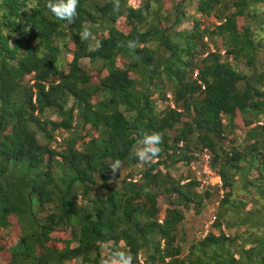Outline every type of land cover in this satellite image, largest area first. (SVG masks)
<instances>
[{"label": "trees", "instance_id": "1", "mask_svg": "<svg viewBox=\"0 0 264 264\" xmlns=\"http://www.w3.org/2000/svg\"><path fill=\"white\" fill-rule=\"evenodd\" d=\"M187 1L163 28L150 6L135 8L130 0H119L118 11L114 0H79L72 23L57 19L47 0H0V233L13 218L19 226L10 260L0 264H100L104 245L109 255L132 254L133 264H264L263 40L236 23L264 0H237L226 16L219 8L218 24L202 28L196 20L192 30L172 34ZM225 1L198 0V12L208 16ZM83 26L101 38L82 40ZM206 40L221 43L226 57L219 49L200 51ZM230 56L235 65L223 61ZM87 59L99 67L98 81L82 66ZM238 115L244 144L227 148L225 120L234 126ZM152 132L163 134L161 151L142 164L134 150ZM198 152L209 157L221 187L201 191L197 176L170 173L199 163ZM123 169L137 172L122 178ZM219 189L224 197L212 231L185 254L181 226ZM236 189L255 194L249 209H238ZM232 229L244 230L227 234ZM65 233L70 239L61 245Z\"/></svg>", "mask_w": 264, "mask_h": 264}, {"label": "rangeland", "instance_id": "2", "mask_svg": "<svg viewBox=\"0 0 264 264\" xmlns=\"http://www.w3.org/2000/svg\"><path fill=\"white\" fill-rule=\"evenodd\" d=\"M180 0H130V5H132L135 8L138 7H143L145 5L151 7V19L153 20H160L162 23L163 28H167L170 25L167 24H172L174 21V16H175V6L178 4ZM237 0H226L225 6H217L215 11H212L210 15L203 16L201 13L198 12V0H188L186 3L182 5V20L183 23L180 26H177L174 30L173 33H178V32H184V30H192L194 28V24L196 20H200L201 24H203L201 27L205 28V26H214L215 24H218L220 21V17L218 15L219 8L224 10L225 16L229 13V10L233 8L235 5V2ZM249 17H239L237 18V25L238 28L243 29L246 25L251 26L254 30V32L257 33L260 37H262L263 40V47L262 50L259 51L258 53V60L259 64L258 67L261 66V62L264 61V31H259L258 26H262L264 28V3H255L253 7L249 10L248 12ZM169 17V21L164 23L166 18ZM118 27L127 33L129 31V25L124 19H120L118 22ZM93 37H95L96 40L101 38V35L97 33L96 35L94 34ZM220 43V40H217ZM206 46L204 48H201L200 51L204 50H213V52L217 51V49L221 50V55L226 57V51L223 50V47L220 43V46L216 48L214 40H206ZM156 45H153L155 47ZM225 52V53H224ZM200 53V52H199ZM223 57V58H224ZM66 62L70 63L72 61V55L67 54L63 58ZM229 61L235 65L236 62L233 61V58L230 56L229 58H226L223 61ZM122 62L118 61V66H120ZM82 66H85L86 69L91 70V76L95 81H98L100 77L97 76L96 70L99 68L98 66L93 67L92 63L89 59L82 61ZM262 67V66H261ZM238 69L240 70H246V68L242 65H238ZM135 79H137L136 76H133ZM29 78H26V80H29ZM165 93L167 94V98L172 100L171 92L169 91L168 88H166ZM156 99L159 98V95L155 96ZM169 102H167V105ZM159 109L162 110L164 109V105H162L161 102H158ZM49 114L51 112H48ZM51 115V114H50ZM226 125H227V131H228V141H226L227 148L232 144V141H235L234 144L238 148H242L244 144V137H245V131L241 116H236L234 120V126L229 124V120H225ZM172 135H176V132H173ZM65 138L68 137L67 134L64 135ZM57 138L59 139V136L57 135ZM197 155L200 157L201 161L197 164L192 165V167H188L185 165H178L175 169L171 170L170 173L177 179L180 178H188L189 176H197L201 185H200V190L203 191L202 189L209 187L208 185L213 182L216 183L218 180L214 178V175L209 174V169H208V156H202L200 152L197 153ZM139 169H141V166H139ZM132 172H137V170L131 171L127 169H123L121 174L122 178L124 177H129L131 176L130 174ZM209 176V177H208ZM212 184V183H211ZM219 186V185H218ZM221 187V186H220ZM205 190V189H204ZM224 197V191L223 189H219L218 191H215L212 193V197L207 200L204 211L202 212L201 215H196L195 209H192L186 217V220L184 224L181 226L183 228V232L186 234L187 241L189 244H186L184 248V253L188 254V251L186 250V247L190 246V243L194 239H199L203 238L205 236V230H206V225L211 224L213 218H217L219 214V210L221 209V201L223 200ZM234 197L240 202L238 209L239 210H246L251 207V202L253 198L255 197V194H246L244 192H237V189L235 191ZM243 204H246L247 206H244ZM162 208V210H165V207L162 205V203L159 204ZM164 217V212H162L161 219ZM229 218V217H228ZM216 222V220H215ZM214 222V224H215ZM213 224V225H214ZM212 225V226H213ZM225 228V227H224ZM223 228V229H224ZM244 229H232V230H226L227 234L229 235H237L239 232L243 231ZM210 231H212V228H210ZM19 232V226L17 224L16 219L13 218L12 221V226L10 229L5 230L0 233V245L5 246V251L0 254V261L2 262H8L10 260V253L8 250V246L12 243V239L16 233ZM60 238L62 239L60 241V244L62 245L65 240L70 239V235L68 233H65L63 235H59ZM239 242H242L240 240ZM61 245L58 244L59 247H62ZM103 251V257L107 258L109 255V245H104L102 248ZM143 261V258H142ZM68 264H81V260L73 261Z\"/></svg>", "mask_w": 264, "mask_h": 264}, {"label": "clouds", "instance_id": "3", "mask_svg": "<svg viewBox=\"0 0 264 264\" xmlns=\"http://www.w3.org/2000/svg\"><path fill=\"white\" fill-rule=\"evenodd\" d=\"M79 5V0H47L46 7L51 13L59 20H66L69 23H72L77 16V8ZM120 6L119 0H114V11H118ZM80 38L82 40H88L92 37V32L87 26H83L80 33ZM119 46H123L122 44ZM136 42L129 41L128 47L135 48ZM99 47V44H97ZM225 53V52H224ZM172 96V95H171ZM163 142V134L161 132H152L150 134L145 133L141 143L143 144L142 148H137L134 150V155L138 159V161L142 164H147L149 162L154 161L156 157H158L161 148L160 145ZM121 168V161L119 159L115 160V162L111 165V170L113 174L119 172ZM210 175L213 173L209 172ZM218 182L213 183V185L222 186L221 179L217 176H214ZM215 218V217H214ZM213 218V220H214ZM208 224L206 230L204 231L207 233L210 231L211 226L214 224L215 220ZM133 255L122 251L120 249H116L110 253V255L105 257H101L100 264H133Z\"/></svg>", "mask_w": 264, "mask_h": 264}, {"label": "built area", "instance_id": "4", "mask_svg": "<svg viewBox=\"0 0 264 264\" xmlns=\"http://www.w3.org/2000/svg\"><path fill=\"white\" fill-rule=\"evenodd\" d=\"M214 220H215V218H214ZM214 220H213V221H214ZM207 227H208V226H207Z\"/></svg>", "mask_w": 264, "mask_h": 264}]
</instances>
